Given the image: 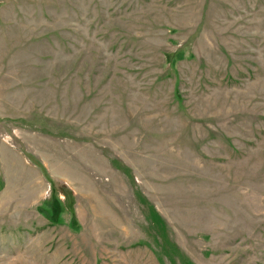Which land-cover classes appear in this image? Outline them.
Segmentation results:
<instances>
[{"label": "rangeland", "instance_id": "obj_1", "mask_svg": "<svg viewBox=\"0 0 264 264\" xmlns=\"http://www.w3.org/2000/svg\"><path fill=\"white\" fill-rule=\"evenodd\" d=\"M0 264H264V0H0Z\"/></svg>", "mask_w": 264, "mask_h": 264}, {"label": "trees", "instance_id": "obj_2", "mask_svg": "<svg viewBox=\"0 0 264 264\" xmlns=\"http://www.w3.org/2000/svg\"><path fill=\"white\" fill-rule=\"evenodd\" d=\"M55 201H57V200H55ZM58 203H59V201H57ZM58 207H59V204H56Z\"/></svg>", "mask_w": 264, "mask_h": 264}]
</instances>
